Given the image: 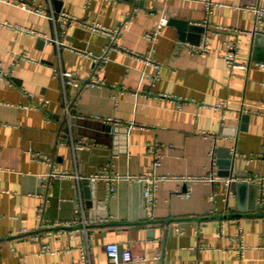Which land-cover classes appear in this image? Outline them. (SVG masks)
I'll list each match as a JSON object with an SVG mask.
<instances>
[{
    "label": "crops",
    "instance_id": "obj_1",
    "mask_svg": "<svg viewBox=\"0 0 264 264\" xmlns=\"http://www.w3.org/2000/svg\"><path fill=\"white\" fill-rule=\"evenodd\" d=\"M23 1L45 15L0 2V264H108V243L143 257L120 264H264V183L238 192L222 181L264 177V38L254 43L264 22L247 11L264 0ZM61 13L119 31L94 86L81 52L103 53L108 38L68 28ZM163 17L151 44L144 35ZM220 28L204 54L188 53ZM230 43L246 71L225 63ZM147 55L161 66L155 79ZM223 150L240 175L218 173ZM63 171L167 179L148 206L144 185L98 181L85 194L82 179L50 177Z\"/></svg>",
    "mask_w": 264,
    "mask_h": 264
},
{
    "label": "built area",
    "instance_id": "obj_2",
    "mask_svg": "<svg viewBox=\"0 0 264 264\" xmlns=\"http://www.w3.org/2000/svg\"><path fill=\"white\" fill-rule=\"evenodd\" d=\"M192 1H196V0H192ZM0 2H3L5 4H11L13 6L18 7L20 10L22 11H27L30 13H35L37 15H45V12L43 10V8L40 7H33V6H29L26 2H24L23 0H0ZM207 5L209 7H220L221 4H216V3H211V2H207ZM248 12H250L253 17L255 18V22L256 23H263L264 22V8H259V7H249L247 9ZM52 20L54 19L53 15L50 17ZM62 20V22L67 23L68 28L73 27V26H77L80 25L84 28H86L88 31H90L91 33H98L101 34L103 36H105L106 38H108V44H107V48L106 50L99 54V55H93L89 52H81L83 55L87 56L93 64V76L90 79V84L92 86L96 85L99 83V79L101 76H103L104 73V69H103V65L102 63H107L109 61L108 57L106 56L107 52L109 50H112L113 48L117 47V35L119 33L118 30H109L106 27L98 24V23H87L85 21H81L79 19H76L75 17H72L66 13H61L60 18ZM167 23V20L163 17L160 19L158 28L153 31V32H148L146 33V35H144V38L147 39L151 44H155L158 40V35L161 31V29L163 28V26H165ZM219 30H224L223 28L220 29H215L212 33H208V34H204L202 35V39L201 42L197 45V46H190L188 48V53L191 55H198V54H204L206 52V48H207V43L209 38L211 37V34H214L215 32H219ZM23 32L28 33L31 36H36L34 32L32 31H27L26 29L23 30ZM61 45L66 46L64 43H61ZM224 60L225 63L227 64V66L229 67L230 70H243L246 71L247 67L243 66L240 64L239 62V56H238V52H237V48L236 45L234 43H230L226 46V50L224 52ZM143 65H144V69H147V67H152L154 69L155 74L153 75V79L157 78L158 74H159V70H160V64L154 60L150 55H147V57H141L140 58ZM258 67L260 68H264V63H257L256 64ZM63 75V77H68L70 79V83L74 86V87H78L79 82L77 80L76 77H73L72 74L70 73H61ZM145 75H147V73H144ZM5 76V74H2ZM157 99L160 100H165V99H171V96L169 95H156L154 96ZM48 103L47 100H44L42 102V104ZM223 106L221 102L217 103V105L215 106V108L217 109V107H221ZM76 150H83V149H88L89 146L88 144H82L80 143V145L75 147ZM156 158V157H155ZM160 165V162L158 160V158H156V160L153 162V167H158ZM50 177L58 179V180H63V179H72V178H76L78 180L81 179H87L90 183H98V181H104L108 182L109 185L108 190L112 191L113 189V183H115V181H120V180H126L130 183L135 182V183H143L144 184V196L146 198V202L148 206H151L154 202V188L157 182L160 181H165L167 178L164 177H155L154 175H151L150 172L149 173H145L141 176H121L119 174H115V175H107L106 173H100V174H96L94 176H86V177H78L77 175H72L70 174L68 171H63V172H53L50 174ZM183 181H193L190 178H184L181 179ZM204 180L213 183L216 181H219L221 179H218L216 177H207ZM223 183L226 186H230L232 183H236L237 179L234 178H226L222 180ZM247 183H253V182H257V183H264V177H259V176H253V178H249L248 180H246ZM181 198L182 197H186L188 196V194H184V195H179ZM85 225V224H83ZM177 232L180 233V229H176ZM105 253H106V257H107V262L108 264H120L121 262L124 263H131L134 261H142L143 257L141 256H132V254L128 251V250H124L121 252V256H119V249L120 246L118 244L115 243H108L105 244Z\"/></svg>",
    "mask_w": 264,
    "mask_h": 264
},
{
    "label": "water",
    "instance_id": "obj_3",
    "mask_svg": "<svg viewBox=\"0 0 264 264\" xmlns=\"http://www.w3.org/2000/svg\"><path fill=\"white\" fill-rule=\"evenodd\" d=\"M171 24L175 25L179 30L180 29L183 30L188 25V22L185 21V20H180V21L173 20V21H171ZM192 28L195 29V26L192 27ZM198 28H200V31L202 30L201 27H198ZM262 38H264V35H262L260 33L255 34L254 43L255 44L260 43V40ZM104 130H105V136L109 137L110 136V132H111V126H109V125L105 126ZM66 136L67 135L64 134L65 138H66ZM220 151L222 152V149H220ZM223 151H225V153H222V154L219 153V155H218L219 158H218L216 163L220 167V169L224 167L225 171H221L220 170V172H218V173L220 175H223V176H229L230 175L229 171L231 170V172L240 175V173H238V171L236 170L235 157L232 156V154L230 153L229 150H223ZM92 173L96 174V171L92 172ZM81 184H82L83 191L85 192V194H87L89 192L90 187L96 186V183H90L87 179H82L81 180ZM138 184H140L142 187L144 185L143 183H138ZM230 188H231V190H237L238 192H240L242 189H245V188H248L250 190H257V188H259V185L255 184V183L251 184V183H247V182L243 181V182L232 183L230 185ZM252 209H253V207H252ZM145 218H147V217H145ZM151 231H154V230H152V229L150 230L149 236H151ZM119 256H121V249H119Z\"/></svg>",
    "mask_w": 264,
    "mask_h": 264
}]
</instances>
